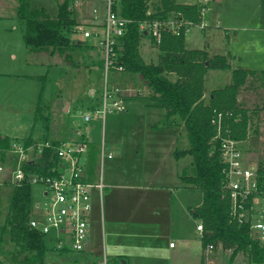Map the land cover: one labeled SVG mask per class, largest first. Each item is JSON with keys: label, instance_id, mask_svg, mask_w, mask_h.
Wrapping results in <instances>:
<instances>
[{"label": "rangeland", "instance_id": "rangeland-1", "mask_svg": "<svg viewBox=\"0 0 264 264\" xmlns=\"http://www.w3.org/2000/svg\"><path fill=\"white\" fill-rule=\"evenodd\" d=\"M17 1L5 0L15 6L13 8L10 5L9 9L4 6V19L0 18V64L7 74L0 77V135H8L13 141H27L30 144L37 142L32 138L50 140L58 136L65 142L85 141L90 147L86 159L91 161L94 175L96 177L102 175L106 184L108 180L126 182L127 177L133 178L136 174H144L143 171L140 172L143 169L146 171L145 174L155 177L156 168L152 167V164H157L162 158L161 154H166L170 149L167 143L170 134L174 139H178L175 149L191 148L181 119L176 125L167 124L168 117L163 110H152L149 107L150 93L147 85H142L144 92L125 103L126 112L107 115L105 121L102 117L96 118L92 114L93 106H101L105 86L104 53L96 40L83 39V30H86L91 21L98 25L104 24L106 7L103 1L78 0L80 2L78 4L77 0H71L73 17L82 30L75 29L71 34L73 41L71 46L67 49L63 47L56 49L53 57L49 56L52 48L46 49V53L41 55L33 52L30 56L27 54L23 38L25 25L19 22L15 14ZM177 1L182 4L186 0ZM230 2L238 6L242 0ZM30 4L40 12L41 19L49 17L52 20L56 17L58 5L56 0H30ZM118 4L120 7V1ZM248 4L253 10L260 7L259 13L264 16V0H250ZM158 5L159 1L153 0L150 11L156 12ZM206 22L213 25L211 14H207ZM254 33L239 32L240 36L236 39L231 37L229 41L224 30L214 29L204 34L198 25H193L186 40L190 48L203 49L207 44L208 52L213 56L217 54L228 56L231 53L240 58L238 66L243 70L264 71V31ZM75 42H81L82 46H76ZM150 44L151 39L144 36L140 46L144 62L151 59L157 61V51L149 54L146 52ZM12 54L16 55V60H12ZM47 64H51L52 67H48ZM213 74L221 76L223 81L226 80L224 73L221 75L216 71ZM251 82L252 85L246 88L245 97L247 106L251 107L249 111L252 114L249 113V116L252 118L253 130L248 139L240 145V149L248 155L252 165L264 167V74L259 80ZM93 92H96V96H91ZM41 95L43 105L44 102L49 105L47 109L42 105L39 112L45 115L48 113L44 124L35 118ZM205 99L208 102L210 98L207 96ZM67 101L70 102V112L63 110L67 106ZM89 114L91 121L85 122L84 118ZM30 136L31 139H25ZM102 150L106 156L112 155L111 163L106 158L102 165ZM153 151L160 152L155 154ZM136 152L142 155L139 162L135 160ZM189 161L191 158L182 160L181 167L187 166ZM146 167H149L148 170ZM191 173L190 169L184 175ZM13 189L0 187V241L3 239V243L0 244V264H28L25 260H32L34 253L13 245L9 235L2 237V230L7 226V218L10 216ZM31 193L35 203L44 202L42 186H32ZM106 193L104 191L102 196L104 204L107 201ZM124 196V191H120L117 198L121 199ZM180 202L178 217L180 234L175 235L170 243L177 246L176 251L185 252L187 262L199 264L203 257L202 235L196 229L200 221L193 217L192 212L202 207L203 193L194 189H182ZM183 239L188 242L186 249L185 245L180 243ZM45 243L49 251L45 257V264H72L75 259L84 260L80 254L57 253L53 251V244L49 241ZM212 256L215 264H227L231 260L232 252L225 251L219 246ZM238 259L246 263L244 257Z\"/></svg>", "mask_w": 264, "mask_h": 264}, {"label": "trees", "instance_id": "trees-1", "mask_svg": "<svg viewBox=\"0 0 264 264\" xmlns=\"http://www.w3.org/2000/svg\"><path fill=\"white\" fill-rule=\"evenodd\" d=\"M56 1V17L52 20L46 17L44 20L40 18L38 10L32 9L30 0H18V19L26 24L24 40L31 53H44L46 49L52 48L50 53L54 55L58 48H69L73 42L71 34L80 28L73 17L71 0ZM152 1L120 0L121 15L130 21L124 38L122 63L129 75L146 83L150 100L165 110L168 118L178 117L184 122L191 148L177 151L175 157L180 160L190 156L194 161L190 168L192 173L185 175L182 180L191 189L203 193V205L193 213L194 218L203 224V250L208 245H214L216 249L222 246L225 251L232 252V261L244 257L246 262L264 264V249L251 241L249 228L230 221L231 204L222 198L220 190L223 164L219 144L212 143L217 134L212 125L215 112L231 113L234 117L226 120V123L230 126L232 138L240 142L248 139L249 121L252 122L249 113L252 112L244 109L238 99L240 90L246 86L252 72L236 70L233 85L213 92L209 105H205L202 99L205 76L209 70H229L230 64L226 57L216 56L209 60L203 51L186 49L184 34L173 36L164 33L162 43L158 46L161 52L159 63L146 64L140 54L141 40L145 36L140 31L142 23L175 13L194 25H200V10L196 6L178 5L176 0H158V10L149 14ZM172 74L175 80L169 78ZM42 105L41 95L37 113L41 111ZM238 118L240 120L236 122ZM12 142L7 137H0V148L7 149ZM54 157V150H47L45 157L38 161L39 164L31 166L30 171L51 175L48 170L54 164ZM32 207L31 187L24 184L14 188L10 216L7 226L2 230V237L9 235L13 245L34 253L32 260H25L28 264H44L48 252L45 240L29 227ZM2 243L3 239L0 241Z\"/></svg>", "mask_w": 264, "mask_h": 264}, {"label": "built area", "instance_id": "built-area-1", "mask_svg": "<svg viewBox=\"0 0 264 264\" xmlns=\"http://www.w3.org/2000/svg\"><path fill=\"white\" fill-rule=\"evenodd\" d=\"M105 3V21L100 28L83 30V39L96 40L104 53L105 86L102 91L101 106H93L91 111L96 118L126 112L125 103L144 92L142 81L129 75L122 63L124 38L130 21L123 18L118 2L120 0H100ZM215 0H197L195 6L200 16V26L204 28L207 14ZM77 3L80 2L77 0ZM96 13V11H94ZM153 12L149 11V14ZM194 24L184 20L179 14L171 13L165 17L148 20L140 25V31L148 36L158 47L164 33L173 36L186 35ZM81 31V27L78 28ZM137 83H136V82ZM150 93V91H149ZM90 111V112H91ZM231 113L215 112L212 125L216 136L212 143L219 144L223 164L220 190L222 198L230 205V221L238 226H247L251 241L257 242L264 249V167L249 163L240 145L243 142L232 138L230 126L226 120ZM91 121V115L84 118ZM240 118L235 119L239 121ZM252 122L249 121L248 136L252 134ZM55 143H58L55 145ZM87 142H50L37 141L27 144L26 141H13L7 149L0 148V187H21L28 184L44 188V202L33 201L29 227L39 233L45 241L53 244V251L63 254L87 253L89 241V223L93 209V195L97 192L102 198L106 186L102 175L97 181L88 176L86 155L89 151ZM54 150L53 166L48 172L51 175L31 172L30 167L39 164L47 150ZM111 159L102 150L104 160ZM203 235L202 222L197 226ZM171 247H174L171 244ZM217 249L208 245L203 250L204 264H215L213 254ZM237 257L227 264H252L242 262ZM72 264H110L106 253L99 262L91 259H75Z\"/></svg>", "mask_w": 264, "mask_h": 264}, {"label": "crops", "instance_id": "crops-1", "mask_svg": "<svg viewBox=\"0 0 264 264\" xmlns=\"http://www.w3.org/2000/svg\"><path fill=\"white\" fill-rule=\"evenodd\" d=\"M230 1L231 0H215L208 13V15H212L213 25L212 23L207 24L206 20V26L204 28L198 25L201 30H203L204 34H208L214 29L224 30L227 32L226 37L230 41L231 37L236 39L238 36H240L239 32L258 33L264 31V16L259 13L261 10L260 7L255 10L251 9L248 4L250 0H242L241 3H238V6L232 4ZM176 3L178 5L195 6L197 0H186L182 4H180L176 0ZM10 5L11 4H8V2H5V0H0V18L4 19V6L9 9ZM12 6L14 8L15 5L13 4L11 5V7ZM18 7L19 2L17 1L15 13L17 18ZM31 7L32 9H36V7L32 5ZM14 12L15 11L13 10V14ZM57 13L58 9L56 11V15ZM19 22L25 25L26 33L25 22L21 20H19ZM88 24L89 25L87 26L86 30H95L96 28H100L103 25H98L93 21L89 22ZM192 26H190V28ZM187 34L185 35V46L187 50L203 51L208 55L209 60L214 59L216 56H222L218 54L213 56V54H210L208 52L207 44H205L203 49L190 48L186 40ZM24 36L25 34H23V38ZM78 45V47H80L82 43L78 42ZM26 49L27 54L30 56L31 52L29 51L28 46H26ZM153 51H157L158 53L157 61L154 62L153 59L148 61L146 59V64H158L160 61L161 52L155 45V43L151 40V44L146 49V52L147 54H149ZM45 53L46 52L37 54L41 55ZM49 56L53 57L51 53H49ZM222 57H226L228 59L230 69L225 71H208L204 79V97L202 98L205 105H209L210 100L212 99L211 95L213 92L225 89L226 87L233 85V74L236 70H243L238 66L240 58L238 59L236 56L231 55V53H229L228 56L223 55ZM11 58L12 60H16L17 57L15 54H12ZM47 66L50 68L52 67L51 64H47ZM216 71L221 75L222 73H224L226 80L223 81L221 79V76H215V74L213 73ZM244 71L252 72V75L249 76L246 86L240 90L238 100L239 104L244 109L249 110L251 109V107L247 106L248 103H246V88L248 87V85H252L251 81H255V79L259 80L260 76L264 74V71L247 69H244ZM3 76H7V74L4 73L0 64V77ZM169 78L171 80L176 79L175 75L173 74L169 75ZM143 85L145 86L146 83H144ZM91 94V96H96V92H93ZM207 96H209L210 98L208 102L205 99L207 98ZM66 104L67 106L63 110L64 112H70V102L67 101ZM43 107H46L47 109L49 108V105L44 102ZM149 107L152 110H163L161 108H158L151 100ZM37 111L35 112V118L39 122L42 121L41 123L44 124L43 122L45 120V117H48L46 116L48 113L46 115L45 113L39 114L37 113ZM163 111L166 113L165 110ZM179 119L180 118L178 117L168 118L167 124L171 123L172 125H176L178 124ZM139 121L141 122V120ZM182 123V125H184L183 121ZM0 137H7L11 141L13 140L8 135H0ZM31 138L32 137L30 136L26 137L25 139ZM32 140H34L35 142L41 139L37 140L32 138ZM41 141L44 140L42 139ZM46 141L65 142L64 139H59V136ZM167 143L170 149L167 150L166 154H161L162 158L158 161L157 164H152V167L156 168L157 175L155 177H150L148 176V174H145L146 171H144V169L140 170V172L143 171L144 174H136L133 178L127 177L126 182L108 180V184H106L104 178L102 177L103 182L106 186L105 191L107 193L105 196H107V201L104 204V197L101 198L97 192H94L93 209L89 223V241L87 244V253L82 255L84 260L88 258L95 262H99L101 256L106 253L110 264H190V262H187V259L184 256L185 252L181 253L179 251H176L177 246L171 247L172 243H170V240L175 235L177 236L180 234V228L178 224V222L180 221L178 218L181 203L180 191L182 189H191L189 185H186L183 182L182 178L185 176V172L189 171L190 168L193 167L194 161L190 156L182 158L180 160L175 157V153L177 151L184 150L175 149L176 145L178 144V139H174V136L172 134L168 135ZM159 152L160 151H153V153L155 154ZM141 158L142 155L140 154V152H136L135 160L139 162ZM186 158H191V161L188 162L187 166L182 168L181 162ZM108 161L109 163H111V161H113V157L111 159H108ZM87 164L89 178L92 181H97L99 179V176L96 177L94 175L91 161L88 160ZM143 164L144 162L142 163V165ZM148 168L149 167H146L147 170ZM120 191H124L125 195L121 199L119 197L117 198L118 194H120ZM126 205H128V208H126ZM194 212L195 211H193L192 214ZM198 225L199 224H197V226ZM180 243H183L185 245V249L188 247V242L185 239L180 240ZM201 248L203 254L202 244ZM203 259L204 258L202 257V260L199 261V264H204Z\"/></svg>", "mask_w": 264, "mask_h": 264}]
</instances>
